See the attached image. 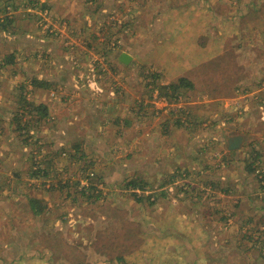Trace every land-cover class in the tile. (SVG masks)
I'll use <instances>...</instances> for the list:
<instances>
[{
    "label": "rangeland",
    "instance_id": "obj_1",
    "mask_svg": "<svg viewBox=\"0 0 264 264\" xmlns=\"http://www.w3.org/2000/svg\"><path fill=\"white\" fill-rule=\"evenodd\" d=\"M263 69L264 0H0V264H264Z\"/></svg>",
    "mask_w": 264,
    "mask_h": 264
},
{
    "label": "trees",
    "instance_id": "obj_2",
    "mask_svg": "<svg viewBox=\"0 0 264 264\" xmlns=\"http://www.w3.org/2000/svg\"><path fill=\"white\" fill-rule=\"evenodd\" d=\"M29 3L32 4L34 2L30 1ZM10 20L11 19H9V22H10ZM10 58H11V60H9L10 61L9 63H13L12 61L14 60V57L11 56ZM188 86H192V83L189 80H187V79H180L179 82H177V83H171L168 86H163V87H160V88L162 90H164V89L165 90L172 89L175 92V91H178V90H180L182 88H186ZM36 108H37L38 112L44 113V116L47 115L46 117H48V113H47L46 107H44L42 105H39ZM17 121H18V118H17ZM30 122H31L30 120L27 121V122L26 121L25 122H22V124H25V125H23V129H25L27 133H30V130L27 129V127H29L28 125H30ZM137 200H142V198L139 197V195H138V199ZM118 259H121L122 260V256H120Z\"/></svg>",
    "mask_w": 264,
    "mask_h": 264
},
{
    "label": "water",
    "instance_id": "obj_3",
    "mask_svg": "<svg viewBox=\"0 0 264 264\" xmlns=\"http://www.w3.org/2000/svg\"><path fill=\"white\" fill-rule=\"evenodd\" d=\"M132 59L131 56H129L128 54H123L120 58L121 62L124 64H129L130 60ZM243 142V137L242 136H236L234 138L230 139V149L234 150V149H238L241 147Z\"/></svg>",
    "mask_w": 264,
    "mask_h": 264
},
{
    "label": "crops",
    "instance_id": "obj_4",
    "mask_svg": "<svg viewBox=\"0 0 264 264\" xmlns=\"http://www.w3.org/2000/svg\"><path fill=\"white\" fill-rule=\"evenodd\" d=\"M263 70H264V69H263ZM259 73H260V72H258L257 74L259 75ZM261 73L264 75V71L262 72V70H261ZM261 76H262V75H261Z\"/></svg>",
    "mask_w": 264,
    "mask_h": 264
},
{
    "label": "bare ground",
    "instance_id": "obj_5",
    "mask_svg": "<svg viewBox=\"0 0 264 264\" xmlns=\"http://www.w3.org/2000/svg\"><path fill=\"white\" fill-rule=\"evenodd\" d=\"M229 250V249H228Z\"/></svg>",
    "mask_w": 264,
    "mask_h": 264
}]
</instances>
